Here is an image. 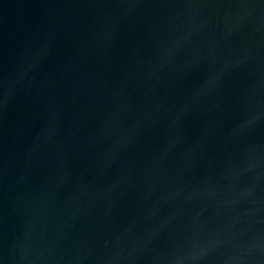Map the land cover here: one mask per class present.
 Here are the masks:
<instances>
[{
	"label": "water",
	"instance_id": "95a60500",
	"mask_svg": "<svg viewBox=\"0 0 264 264\" xmlns=\"http://www.w3.org/2000/svg\"><path fill=\"white\" fill-rule=\"evenodd\" d=\"M0 264H264V0H0Z\"/></svg>",
	"mask_w": 264,
	"mask_h": 264
}]
</instances>
